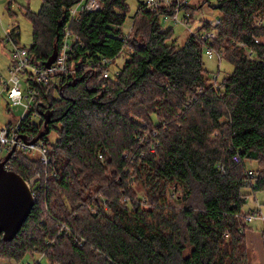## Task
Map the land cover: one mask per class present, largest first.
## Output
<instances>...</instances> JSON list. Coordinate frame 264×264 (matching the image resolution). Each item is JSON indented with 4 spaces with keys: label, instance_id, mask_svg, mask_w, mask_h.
Returning <instances> with one entry per match:
<instances>
[{
    "label": "trees",
    "instance_id": "trees-1",
    "mask_svg": "<svg viewBox=\"0 0 264 264\" xmlns=\"http://www.w3.org/2000/svg\"><path fill=\"white\" fill-rule=\"evenodd\" d=\"M79 1L41 0L38 11L25 10L32 64L46 66L59 53L66 26L81 43L71 52L75 72L40 87L35 110L21 122L30 141L50 129L39 139L48 163L27 150L8 161L25 180L40 176L20 232L11 241L0 235V258L253 264L246 232L257 209L244 206L246 190L264 191V0L182 6L192 14L205 4L220 12L216 25L200 19L182 45L162 24L175 14V0L157 10L141 0L129 32L127 0H99L100 8L71 18ZM210 31L214 38H202ZM8 37L18 43L19 27ZM208 46L234 65L220 82L205 67ZM122 49V68L103 77L101 59Z\"/></svg>",
    "mask_w": 264,
    "mask_h": 264
},
{
    "label": "built area",
    "instance_id": "built-area-1",
    "mask_svg": "<svg viewBox=\"0 0 264 264\" xmlns=\"http://www.w3.org/2000/svg\"><path fill=\"white\" fill-rule=\"evenodd\" d=\"M171 0H146L145 6L151 10H157L161 7L162 4L169 3ZM177 2L176 12L173 16H164V21H172L175 24L182 23L186 28L192 32V20H194V14L190 11L182 9V6L189 5V0H175ZM101 7V3L99 0H80L76 5L71 8L70 15L71 18H77L79 14L83 11L95 10ZM207 13H213V10L209 6V4H205L203 8L199 11H195L199 16H202L203 11ZM183 13L180 16V13ZM194 12V13H195ZM220 19L218 17H214L212 20V24H218ZM216 36L215 31H210L203 33L202 38L204 39H212ZM257 42L259 40H256ZM80 42L79 38L69 29L68 26L64 29L63 41L61 50L58 53L57 59L50 66H37L31 63L30 52L27 47L16 46L12 50V58L11 65L9 68V77L4 80V92H7L8 99L10 100V106H20L24 110V115L16 124H10L0 131V144L2 148H4L7 153L11 151V149L16 146V150H27L34 151L37 150L39 152L40 158L44 163H48L47 158V150L48 148L44 145L42 141H30L24 139L22 136V126L21 122L26 115L30 114L33 110H35V105L37 104L40 97V87L47 86L51 84L55 77V74H71L75 72L74 64L70 62L72 57L71 52L73 51V45L75 43ZM81 43V42H80ZM240 45H244L240 43ZM125 50H121L117 57L108 58L104 57L100 61V71L102 72L103 77L109 78L115 73L119 72V69L112 70V66L116 63L117 58L124 54ZM208 55H215L219 61L224 58V54L222 52H217L212 49L211 46H208L205 51ZM248 56L253 58L252 51L248 52ZM215 80H218V76H214ZM25 82V83H24ZM32 118H37L38 113L34 112L31 116ZM232 160L235 162H240L241 158L239 153H235L232 156ZM5 167L7 169H11V165L6 163ZM219 168L224 170V165L220 164ZM249 175L254 176L255 172L253 170H249ZM39 174L30 180H26L29 188L31 189L33 196L34 194V186L39 178ZM249 199V197H246ZM256 211H252V213L248 217V221L251 222L255 217L261 218L264 220V215L262 214L261 208H256ZM40 259L37 262H40L42 258L45 257L44 253L38 254ZM36 258V256H35ZM36 262V263H37ZM35 263V264H36ZM19 264H34L32 261L23 262Z\"/></svg>",
    "mask_w": 264,
    "mask_h": 264
},
{
    "label": "rangeland",
    "instance_id": "rangeland-1",
    "mask_svg": "<svg viewBox=\"0 0 264 264\" xmlns=\"http://www.w3.org/2000/svg\"><path fill=\"white\" fill-rule=\"evenodd\" d=\"M141 0H127L129 5L128 16L123 26L125 32H129L133 23V18L138 10L139 2ZM211 4H216L217 0H210ZM206 0H189L191 7L198 8ZM41 7V0H0V131L2 128L16 124L24 115V110L20 106H10V100L8 99L7 92H4V80L9 77V68L11 65L12 50L16 46L29 48L32 44V24L29 19L25 16V10L27 8L38 11ZM198 9L196 11H199ZM183 13H180V16ZM220 12L213 9V13H207L203 11L202 16H199L196 12L194 13V20H192V32H195L201 25L200 19L214 20V17H218ZM165 28L172 27L174 30V39L177 40L179 45H182L191 32L182 23L175 24L172 21H162ZM19 27L20 37L18 43H15L9 39V34L14 28ZM128 59L127 54L120 55L116 63L112 66V70L121 69L125 61ZM205 67L209 71L210 76L213 77L218 74L219 82L223 80L225 76L232 73L234 65L229 60L223 58L219 59L213 55L210 56L206 52L204 53ZM25 83V82H24ZM49 139L54 143L58 138L56 131L51 132L48 135ZM7 155V151L2 148L0 149V159H3ZM33 155L39 156L37 150L33 151ZM255 162L250 163L251 168H257ZM249 193V199L244 206V211L248 212L254 208H261L262 214L264 215V191L246 190ZM143 195L140 192V196ZM264 230V220L255 217L249 222V229L247 230V240L250 250V259L253 264H264V239L262 232ZM40 259V256L36 255V258L30 259L34 264ZM0 264H18L15 261H7L6 259L0 258ZM41 264H50L46 257L41 259Z\"/></svg>",
    "mask_w": 264,
    "mask_h": 264
},
{
    "label": "water",
    "instance_id": "water-1",
    "mask_svg": "<svg viewBox=\"0 0 264 264\" xmlns=\"http://www.w3.org/2000/svg\"><path fill=\"white\" fill-rule=\"evenodd\" d=\"M58 54L46 66H50L56 61ZM48 121H46V124ZM49 128L41 133L33 141H38ZM14 146L4 160H0V235L5 240H13L20 232L24 223L32 212L35 198L26 180L17 172L5 167L16 151Z\"/></svg>",
    "mask_w": 264,
    "mask_h": 264
}]
</instances>
